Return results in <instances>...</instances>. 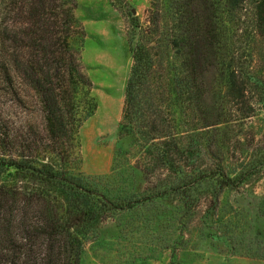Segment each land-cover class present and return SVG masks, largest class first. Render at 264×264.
Here are the masks:
<instances>
[{"label": "trees", "instance_id": "obj_1", "mask_svg": "<svg viewBox=\"0 0 264 264\" xmlns=\"http://www.w3.org/2000/svg\"><path fill=\"white\" fill-rule=\"evenodd\" d=\"M75 5L0 0V264H81L97 224L125 208L79 170L78 131L96 102L73 45L82 32ZM128 17L132 62L118 128L142 151L139 172L160 171L151 181L160 195L188 210L203 184L245 185L264 158L232 168L224 145L252 103H264V75L253 70L264 0H149L145 25ZM199 152L207 154L195 167ZM121 164L116 156L104 178L117 181Z\"/></svg>", "mask_w": 264, "mask_h": 264}, {"label": "rangeland", "instance_id": "obj_2", "mask_svg": "<svg viewBox=\"0 0 264 264\" xmlns=\"http://www.w3.org/2000/svg\"><path fill=\"white\" fill-rule=\"evenodd\" d=\"M75 2L82 32L75 33L73 45L79 47L81 69L92 82L96 102L95 112L78 131L79 170L125 203L124 209L112 211L97 224L84 245L81 264H171L174 258L180 264H264V164L238 188L203 184L201 203L188 210L177 197L160 195L159 185L151 182L160 171L139 172L144 162L141 149L119 134L132 62L128 11L145 25L149 0H126V7L112 0ZM256 48L253 70L264 75V43ZM5 104L0 89V111ZM252 104L237 136L224 145L232 168L264 158V103ZM223 131L220 127L205 135ZM206 154L199 152L195 167L203 164ZM116 156L122 167L119 179L112 181L104 176ZM129 197L131 204L123 202Z\"/></svg>", "mask_w": 264, "mask_h": 264}, {"label": "bare ground", "instance_id": "obj_3", "mask_svg": "<svg viewBox=\"0 0 264 264\" xmlns=\"http://www.w3.org/2000/svg\"><path fill=\"white\" fill-rule=\"evenodd\" d=\"M91 153L94 154L95 152H91ZM92 154H91V155H92ZM95 154H96V153H95ZM91 159H92V158H91Z\"/></svg>", "mask_w": 264, "mask_h": 264}]
</instances>
